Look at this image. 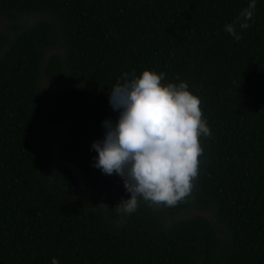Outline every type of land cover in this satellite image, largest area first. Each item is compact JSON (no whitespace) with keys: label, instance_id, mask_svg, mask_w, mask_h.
<instances>
[{"label":"trees","instance_id":"16d2710c","mask_svg":"<svg viewBox=\"0 0 264 264\" xmlns=\"http://www.w3.org/2000/svg\"><path fill=\"white\" fill-rule=\"evenodd\" d=\"M249 2L0 0V264H264V0L246 19ZM144 70L187 83L211 134L188 197L128 215L90 146L118 118L110 90ZM52 125L67 165L49 174Z\"/></svg>","mask_w":264,"mask_h":264},{"label":"clouds","instance_id":"9594fccd","mask_svg":"<svg viewBox=\"0 0 264 264\" xmlns=\"http://www.w3.org/2000/svg\"><path fill=\"white\" fill-rule=\"evenodd\" d=\"M255 5L256 0H250L242 12L246 19H251ZM247 27L248 23L241 24L242 29ZM224 30L237 42L242 38L233 25ZM164 78V73L150 70L131 78L123 73V83L118 82L109 96L118 118L102 121L103 137L90 146L97 153L92 166L123 180L130 196L116 209L128 215L141 201L172 207L188 197L203 154L200 138L211 134L199 97L187 83L163 84ZM52 264L59 262L53 258Z\"/></svg>","mask_w":264,"mask_h":264},{"label":"rangeland","instance_id":"374dc122","mask_svg":"<svg viewBox=\"0 0 264 264\" xmlns=\"http://www.w3.org/2000/svg\"><path fill=\"white\" fill-rule=\"evenodd\" d=\"M33 21L34 19L30 18L26 22L29 24ZM10 26L11 24L7 20H5L3 17H0V34H12ZM59 51L60 53L63 54L64 48L63 47L59 48ZM41 86L43 90L46 92L53 91V90H68L73 87L70 83L66 81L61 82L59 84H51V83L49 84L48 81L46 80H42ZM64 134H65V129L58 125L49 126L44 130V137H45L46 142L49 145L50 156H51V164L48 169L49 174L50 173L52 174L53 171L57 169L59 166L67 165L65 161L61 159L60 154H59V146H60L61 139L64 136ZM203 215L207 216L211 220L214 227L217 228L216 221L214 220L211 214L204 212ZM188 216L190 215L189 214L185 215V217H188Z\"/></svg>","mask_w":264,"mask_h":264},{"label":"flooded vegetation","instance_id":"af4514ba","mask_svg":"<svg viewBox=\"0 0 264 264\" xmlns=\"http://www.w3.org/2000/svg\"><path fill=\"white\" fill-rule=\"evenodd\" d=\"M62 82H64V80L62 81ZM67 82V81H66ZM50 84V83H49ZM51 84H54V83H51ZM72 85V84H71Z\"/></svg>","mask_w":264,"mask_h":264}]
</instances>
